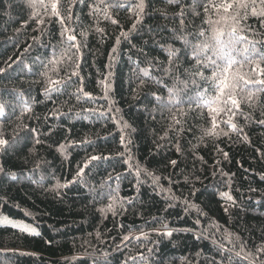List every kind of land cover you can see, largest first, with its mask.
Instances as JSON below:
<instances>
[{"label":"trees","instance_id":"obj_1","mask_svg":"<svg viewBox=\"0 0 264 264\" xmlns=\"http://www.w3.org/2000/svg\"><path fill=\"white\" fill-rule=\"evenodd\" d=\"M213 2L221 0H201L199 16L189 17L208 37L214 27L227 31L231 24L221 19L226 15L222 10L210 6L205 12L204 5ZM51 3L0 0V68H7L10 57L14 60L0 74V123L10 137L27 126L42 140L32 151L13 145L0 155V166L9 174L0 175V214L39 229V235H26L21 228L0 224V264H253L244 254L264 244V126L256 123L264 118V93L254 98V108L241 103L250 120L237 116L233 122L242 131L221 123L228 118L221 113L215 130L219 134L206 135L212 131L204 104L215 95L211 82L191 83L185 72L191 67V49L171 68L168 52L161 48L166 43L185 51L174 33L179 20L168 19L179 9L167 0H151L153 10L133 31L132 0H57L59 17L51 14ZM191 3L186 0L184 6ZM31 16L46 23L29 21L31 26L23 28ZM61 20L77 35L68 45L61 43L67 39L60 35ZM241 27L246 40L238 47L255 44L257 53L264 54V20L249 9ZM121 32L129 36L120 37L117 45ZM82 41L79 52L69 47ZM50 61H59L55 72ZM252 67L243 71L264 79L250 72ZM74 70L79 72L71 77L74 83L60 85L51 98L44 96L48 77L66 80ZM110 72L106 96L101 81ZM204 72L211 76L212 70ZM80 87L92 98L78 93ZM248 87L255 92L264 86ZM170 89L177 93L171 99ZM125 123L130 127L124 128ZM122 134L131 141L127 152L120 143ZM91 155L114 158L93 162L79 183L56 188L73 180ZM223 192L234 198V205L221 197ZM168 230L171 237L158 234ZM124 236L129 240L123 241Z\"/></svg>","mask_w":264,"mask_h":264},{"label":"snow or ice","instance_id":"obj_2","mask_svg":"<svg viewBox=\"0 0 264 264\" xmlns=\"http://www.w3.org/2000/svg\"><path fill=\"white\" fill-rule=\"evenodd\" d=\"M72 2L74 3L75 0H72ZM81 2H84V0H81ZM167 2L169 5H174L177 9H179V11L175 15L168 17V19L173 23L177 19L179 20L178 26H175L174 24V33L177 34V38L182 41L183 47L185 49L184 52H181L180 50L168 46L166 43L161 44V48L165 49L168 52V62L171 68H175L176 62L179 60L180 56H187L186 50L191 49L192 56L191 60L189 61L191 67L185 69V72L188 73L191 83L195 85L197 83V79H199L200 81L211 82V86L215 91L214 96L204 100V104L208 106L209 114L212 119V131L210 133L206 132L205 134H219L215 130L219 127L217 117L220 116L221 113L228 117L226 120L221 121V123L225 124L232 131H242L241 129H238L237 125L233 122V119L237 116H245L246 120H250V117L246 116V114L240 110L241 103L246 102L248 103L249 108H254V98L258 97L260 93H264V87L256 89L255 92H253L251 88L248 87L249 85L264 86V79H257L255 76L250 75L249 72H244L243 68L246 65H254L255 67H252L250 69V72L258 73L260 77H264V68L260 67L261 62H264V54L257 53L255 44H252L251 47H238V45L244 44L243 42L246 40L245 37L240 35L241 31L244 30L241 27V21L247 18V16L249 15V9H251V15H258L262 18V20H264V0H259V7H257L256 0H233V2L231 3L227 2V0H221L220 3L213 2L211 5H204L205 12L209 10L210 6L215 7L217 9V12H220L222 10V12L226 14L225 16L221 17L222 20H231V24L228 26L227 31L220 27H214L212 29L211 37H208L206 35L205 30L197 29L194 20H189V17L199 16L197 8L201 6V0H192V3L186 7L184 6L186 4V0H167ZM115 6L124 7V4H117ZM98 9L99 6H97V8L93 10V12L95 13V11H97ZM103 10L106 13L107 6ZM129 10L132 11L136 16V22L132 24L131 29L135 31L141 24L144 15H146L148 11L153 10L151 0H148L147 3L145 2V0H139V2H135V0H132V3L129 4ZM68 11L71 12V9L69 8ZM156 11L159 10L157 9ZM51 14L57 17L60 16V13L57 11V0H52ZM105 18L107 19L109 17L106 15ZM66 19H71V16L69 15L68 17H66ZM29 21L37 25H44L46 23L43 18H39L38 16H31L28 18V20L24 21L22 27H30L31 24L29 23ZM60 22L61 37L63 38L65 35H67V39H62L61 43L64 45H68L69 42L76 41L77 35L73 33V29L71 27H64L65 20H61ZM111 22L113 24L118 23L117 20H112ZM208 22L210 24L212 23L211 20H209ZM219 23L220 21H216V24ZM189 25H191V28L189 27ZM97 31L103 32V29L98 28ZM80 35L81 37H86L87 33L81 32ZM128 36L129 32H121L120 36L116 38V44H120V37L127 39ZM34 39L38 38L34 37ZM193 41L198 42L194 43ZM83 46V41L80 44L69 45V47L76 48L77 52H79L81 47ZM28 50L29 49L26 48L25 52H27ZM112 51L113 53H115L116 48L114 47ZM209 53H211V55H209ZM256 55H259L260 58L255 59L254 57ZM237 56H239L240 59H237ZM218 61H222V63H218ZM12 62H14V60L10 57L9 61L7 62V68H0V74L5 73L9 68H12ZM57 63H59V61H50V70L55 72V65ZM76 68H79V64L76 65ZM207 69L212 70L211 76L205 75L204 70ZM45 75L47 76V73ZM144 75L147 76L148 73L144 72ZM72 76L79 77V72L74 70L66 80H53L48 77L49 86L44 89V96L47 98H51L50 94L52 92L61 91L60 85L62 84L65 88H67L69 86V82H72ZM110 76L111 72L109 73V76H106L104 80L101 81L106 96L111 88V81L109 79ZM77 92L83 93V95L88 96L89 99L92 98L90 93L84 92L83 87L78 88ZM176 95L177 93L170 89V99L172 97H175ZM197 106L199 107L200 105L198 104ZM27 111L30 112L31 109H27ZM4 112L5 108L3 109V114ZM261 115L264 116V111L261 112ZM176 123H179V121H176ZM256 123L260 126H264V118L258 119ZM129 127L130 125H128L127 123L124 124V128ZM35 132L36 129H29L26 126L23 127V129L19 132H16L14 130L12 136L10 137L8 131L3 127L2 123H0V155H7L9 148L13 145H18L20 150L29 148V150L32 151L35 145L42 144V140L33 136V133ZM222 134L227 136L228 132H223ZM243 139L244 141H248V136L245 135ZM82 143L90 145L91 142L88 140H84L82 141ZM120 143L124 146L125 152L129 151L128 145L131 143V141L127 140L126 136L123 134L120 136ZM30 145L32 147H30ZM63 147L64 146H61V151H63ZM177 151H179V147L177 148ZM118 155L124 156L125 153L121 152L118 153ZM223 155L225 159L228 158L227 152H224ZM113 158L114 157L99 155L89 156L83 166L78 168V171L76 172L73 180L68 181L64 184L58 183L56 185V188L67 189L71 185L79 183L83 176L86 174L85 170L89 169L93 162L99 161L101 159L110 161ZM124 163H128V160H125ZM176 163L177 162L175 160L171 161V164L173 166H175ZM138 174L139 170L137 172V175ZM0 175H9L6 169L3 168V166H0ZM109 179H111V177H109ZM117 179H119V176L117 177ZM11 180L15 181L16 176L11 175ZM2 195L6 196L7 194L4 193ZM221 197L228 201H232L233 205L235 204L234 198L228 192L221 193ZM172 206L173 205H169V207ZM224 211L227 213L229 209L225 208ZM163 227L167 228V225H163ZM20 231L25 232L26 235H39V233H29L27 229H20ZM158 234L171 237L173 235V232L171 230H168ZM141 235L146 236L147 234L142 232ZM122 239L123 241H128L129 236H124ZM240 247L241 252H243L244 245L241 244ZM241 252H238L236 255L239 256ZM28 254L29 253L25 252L19 253V255ZM221 259H231V257L222 256ZM244 259L251 260L253 264H264V244L255 248V252L253 254H244ZM212 264H215V261H213Z\"/></svg>","mask_w":264,"mask_h":264},{"label":"rangeland","instance_id":"obj_3","mask_svg":"<svg viewBox=\"0 0 264 264\" xmlns=\"http://www.w3.org/2000/svg\"><path fill=\"white\" fill-rule=\"evenodd\" d=\"M0 224H7L21 229H27V231L31 233H39V229L35 224L23 219L12 218L6 215L0 214Z\"/></svg>","mask_w":264,"mask_h":264}]
</instances>
